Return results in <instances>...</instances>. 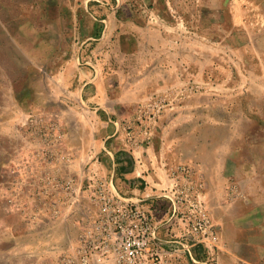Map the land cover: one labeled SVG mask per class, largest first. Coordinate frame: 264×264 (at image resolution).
Returning <instances> with one entry per match:
<instances>
[{
	"label": "crops",
	"instance_id": "obj_1",
	"mask_svg": "<svg viewBox=\"0 0 264 264\" xmlns=\"http://www.w3.org/2000/svg\"><path fill=\"white\" fill-rule=\"evenodd\" d=\"M13 1L16 4H0L9 15L0 21V25H6L0 31V52L8 58L14 57V51L22 53L27 62L22 66L9 65V61L1 64L7 74L16 69L22 72L24 82L19 86L13 76L7 78L5 108L0 103V136L5 132L2 121L17 119L16 103L21 109L38 107L42 112L48 105L59 104L57 83L61 78L65 89L74 92L78 101L62 115L70 151L92 159V167L96 165V155L104 154L111 167L109 177L113 176L115 182L118 171L120 193L128 197L160 194L172 186L175 168L191 164L197 176L204 179L205 196L222 238L229 243L232 261L264 264V195L258 204L248 202L253 199L252 193L240 203L227 199V186L234 177L246 186L253 179H241L240 170L245 174L246 170L264 166V157L257 164L254 158L255 148L264 146L263 140H255L254 126L240 131L235 121L238 115L228 107V99L216 98L213 106H208L206 96L190 98L195 95L192 87H196L191 82L192 72L187 66H175L176 52L168 48L169 30L135 20L133 36L139 48L127 52L119 46L111 48L108 43L111 19L87 15L86 22L81 17L80 23L79 17H73V10L84 4H71L69 0ZM30 4H45V11H54L50 17L44 16L43 30L38 33L31 31V20L24 18L31 15L34 5ZM68 10V22L74 30L70 37L62 31L68 20L64 12ZM125 21L118 20L120 24ZM79 25L82 29L76 34ZM122 31L116 33L118 38ZM131 55L137 58L135 63L127 62ZM180 55L184 58L185 53ZM3 88L0 82V90ZM158 95H165L172 108L155 129L128 132L121 126V121L132 117L140 103L146 104ZM11 132L14 133L8 125L6 134ZM2 146L0 142V154ZM4 189L0 181V264H26L38 251L45 255L51 248L57 249L62 242L63 223L56 218L46 230L49 220L43 211L38 212L40 220L31 219L26 204L19 206L16 197ZM163 201L160 204L165 207ZM172 229L162 228L160 233H180L178 228ZM243 248L253 249L256 254L244 258L239 253ZM198 253L201 258V249Z\"/></svg>",
	"mask_w": 264,
	"mask_h": 264
},
{
	"label": "rangeland",
	"instance_id": "obj_2",
	"mask_svg": "<svg viewBox=\"0 0 264 264\" xmlns=\"http://www.w3.org/2000/svg\"><path fill=\"white\" fill-rule=\"evenodd\" d=\"M69 3L79 6L84 4L73 10V17H79V21L83 17L82 22H86L87 15L108 21L111 19L113 24L110 26L108 41L111 48L119 46L127 52L139 48L133 36L134 22L137 19L167 28L168 48L176 52L175 66H187L192 72L191 82H195L196 87H192L195 95L190 98L206 96L208 106H213L216 98L228 99V107L238 115L235 121L240 131L250 130L254 126L255 140L261 139L264 143V0H69ZM0 4L16 3L13 0H0ZM30 5H34L31 7V15L26 14L24 18L31 20V31L38 33L43 30L44 16L50 17L54 11L53 8L45 11V4ZM64 13L68 20L62 31L70 37L73 30L68 22L70 12L68 10ZM19 15L22 16V12ZM6 16H9L7 11L0 7V21L4 22ZM119 19L126 21L120 24ZM115 21L117 25H114ZM166 21L170 24L166 25ZM3 27L6 28V25H0L1 32ZM104 28H109L107 21ZM75 29L77 34V30L80 32L82 29L81 25ZM119 31L123 33L121 38L116 34ZM15 52L14 57L9 58L0 52V82L4 83V88L0 90V103L4 104V108L8 76H13L19 86L24 82L22 72L16 69L7 74L4 67H1L6 61L12 66H22L27 62L22 53ZM182 52L185 53L184 58L180 55ZM126 60L128 63H135L137 58L131 55ZM57 84L60 87L59 104L48 105L42 112L38 107L21 109L16 103L17 119L13 122L2 121L5 132L0 136L4 149L0 154V181L3 182L4 191L14 195L19 206L26 204L31 219L40 220L38 212L43 211V215L49 220L46 230L55 224L56 218L63 223L59 247L51 248L53 250L46 252V256L38 251L34 257L27 259L26 264L53 261L62 252L76 245L78 228L85 217L83 214L94 205L90 198L93 178L110 176L111 167L104 154L96 155V165L92 167V159L68 149V133L62 115L69 112L68 108L77 101V96L65 89L61 78H58ZM158 96L149 99L146 104L140 103L132 117L121 121V126L128 132L155 129L172 108L165 95ZM69 116L73 122V115ZM8 125L14 133L7 135ZM243 147L245 150V146ZM244 154L246 155L245 152ZM262 157L264 146H256V164ZM185 168L192 171L196 182H203L204 185V179L198 177L195 167L188 163L175 168L172 176L178 177ZM246 172L244 174L240 170L241 179L253 178L252 181L246 186L238 183L234 177L227 186L228 202L240 203L247 196L248 200V193H252L253 199L248 202L260 203L264 195V166L259 165ZM118 177L116 170L115 186L119 190ZM203 190L205 195V185ZM205 199L210 208L206 196ZM210 212L220 234L221 249L216 264H247L243 260L232 261L229 243L222 238L211 208ZM67 221L72 224L68 226ZM239 253L244 258L256 254L255 250L248 248H243Z\"/></svg>",
	"mask_w": 264,
	"mask_h": 264
},
{
	"label": "built area",
	"instance_id": "obj_3",
	"mask_svg": "<svg viewBox=\"0 0 264 264\" xmlns=\"http://www.w3.org/2000/svg\"><path fill=\"white\" fill-rule=\"evenodd\" d=\"M192 174L185 168L172 186L144 198L121 194L113 176L93 178L94 205L83 214L76 245L44 264H216L219 230L203 182ZM162 228L180 233L163 236Z\"/></svg>",
	"mask_w": 264,
	"mask_h": 264
}]
</instances>
